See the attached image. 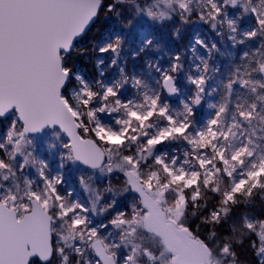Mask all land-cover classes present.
Masks as SVG:
<instances>
[{"label": "snow or ice", "instance_id": "obj_1", "mask_svg": "<svg viewBox=\"0 0 264 264\" xmlns=\"http://www.w3.org/2000/svg\"><path fill=\"white\" fill-rule=\"evenodd\" d=\"M0 264H264V0H0Z\"/></svg>", "mask_w": 264, "mask_h": 264}, {"label": "rangeland", "instance_id": "obj_2", "mask_svg": "<svg viewBox=\"0 0 264 264\" xmlns=\"http://www.w3.org/2000/svg\"><path fill=\"white\" fill-rule=\"evenodd\" d=\"M217 61H218L221 65H224V64L227 63V59H221L220 57H217ZM218 98H219V97H213V99H218ZM204 111L206 112L207 109H205ZM177 147H179V145H177ZM76 187L78 188L79 185L76 184ZM81 196H82L84 199L87 198L86 194H84L82 191H81Z\"/></svg>", "mask_w": 264, "mask_h": 264}]
</instances>
